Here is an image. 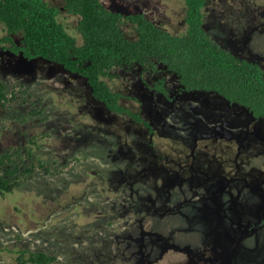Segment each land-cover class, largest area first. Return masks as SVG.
<instances>
[{
  "label": "rangeland",
  "instance_id": "rangeland-1",
  "mask_svg": "<svg viewBox=\"0 0 264 264\" xmlns=\"http://www.w3.org/2000/svg\"><path fill=\"white\" fill-rule=\"evenodd\" d=\"M103 2L172 33L187 29L185 0ZM203 13L222 46L264 68V0H208ZM58 20L82 43L77 16L62 9ZM112 73L108 84L130 96L120 104L151 132L93 98L83 77L0 47V80L29 85L43 109L19 122L0 107V153L42 134L35 158L74 163L0 197V264L14 262L6 248L55 252L62 264H264V117L214 92L181 90L165 70ZM162 77L169 98L152 89Z\"/></svg>",
  "mask_w": 264,
  "mask_h": 264
},
{
  "label": "trees",
  "instance_id": "trees-1",
  "mask_svg": "<svg viewBox=\"0 0 264 264\" xmlns=\"http://www.w3.org/2000/svg\"><path fill=\"white\" fill-rule=\"evenodd\" d=\"M185 4L187 29L172 33L142 11L113 10L103 0H62L61 6L46 0H0V24L5 26L0 47L25 60H47L83 77L93 98L150 132L152 126L139 112L120 104L121 98L130 96L108 84L115 68L138 66L149 73L165 70L176 76L181 90L214 92L246 107L254 117H264V68L225 48L207 32L203 9L208 0H185ZM62 9L78 17L76 30L82 43L78 44L58 20ZM127 23L134 27L136 37L125 32ZM152 89L169 98L163 77ZM29 93V85L9 86L0 80V107L15 113L19 122L38 117L43 109L34 106ZM25 105H30L27 112L16 114ZM42 136L35 134L26 143L0 153V197L41 172L58 176L74 170V163L58 165L54 159L34 157ZM6 251L13 255V264H62L55 252L29 248Z\"/></svg>",
  "mask_w": 264,
  "mask_h": 264
},
{
  "label": "flooded vegetation",
  "instance_id": "flooded-vegetation-1",
  "mask_svg": "<svg viewBox=\"0 0 264 264\" xmlns=\"http://www.w3.org/2000/svg\"><path fill=\"white\" fill-rule=\"evenodd\" d=\"M246 172H247V174H248V169H246ZM245 172V173H246ZM258 178V177H257ZM248 228V227H247ZM240 230H242V232H243V226H240Z\"/></svg>",
  "mask_w": 264,
  "mask_h": 264
}]
</instances>
